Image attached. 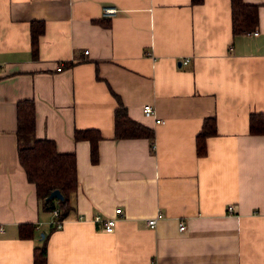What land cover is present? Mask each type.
<instances>
[{
  "label": "crops",
  "instance_id": "0c3cea01",
  "mask_svg": "<svg viewBox=\"0 0 264 264\" xmlns=\"http://www.w3.org/2000/svg\"><path fill=\"white\" fill-rule=\"evenodd\" d=\"M242 1L257 24L234 33L231 0H0V264H33L42 245L45 264H264V133L249 130L264 113V0ZM116 95L151 138L114 137ZM25 99L35 138L75 154L60 228L18 158ZM75 129L100 133L97 162ZM117 207L103 231L93 216Z\"/></svg>",
  "mask_w": 264,
  "mask_h": 264
},
{
  "label": "trees",
  "instance_id": "16d2710c",
  "mask_svg": "<svg viewBox=\"0 0 264 264\" xmlns=\"http://www.w3.org/2000/svg\"><path fill=\"white\" fill-rule=\"evenodd\" d=\"M232 30L245 32L254 29L257 24V6L246 4L242 0H231ZM43 22L31 23V45L34 55L37 51V38L43 31ZM117 106L114 109V137H147L153 136L152 130L142 123L131 119L126 107L116 95ZM17 153L27 179L35 184L38 199L45 210L58 206L59 217L65 218L71 209L70 193L77 189L74 152H58L54 141L48 138H35L34 135V103L30 99L21 100L16 109ZM249 130L251 133H264V113H250ZM201 131L196 138L197 153L203 154L204 135ZM75 139H87L90 143V160H98L97 144L101 139L96 129H75ZM58 189L62 199L47 198L50 191ZM46 248L42 245L34 249L33 264H45Z\"/></svg>",
  "mask_w": 264,
  "mask_h": 264
},
{
  "label": "built area",
  "instance_id": "2783aa9c",
  "mask_svg": "<svg viewBox=\"0 0 264 264\" xmlns=\"http://www.w3.org/2000/svg\"><path fill=\"white\" fill-rule=\"evenodd\" d=\"M116 10L117 9L114 6H105L103 8V12L106 14H113L116 12ZM253 33L256 34L257 30H254ZM187 61H188V58H184L183 62L185 63ZM61 68H62V65H59L57 67L58 70H60ZM142 109H143V114L145 116H154L153 107L150 104H148V103L144 104ZM155 121L156 122H162L161 119L156 118V117H155ZM227 208H228V210H234L235 209L234 205H232V204H229L227 206ZM51 213L53 214V218L51 219V225L55 228H60L63 224V219H61L59 217V209L54 208L51 210ZM121 214H122L121 208L117 207V208H115V215L107 216V217L103 218L99 214H96L93 216V220L95 222H99L101 224V229L103 231L111 232L114 229L116 217L118 215H121ZM157 219H158L157 215L152 216V217H148L146 219V223L148 224V226L154 227L157 223ZM178 229L180 231L184 230V224L182 221H178ZM0 231H1V227H0Z\"/></svg>",
  "mask_w": 264,
  "mask_h": 264
},
{
  "label": "water",
  "instance_id": "95a60500",
  "mask_svg": "<svg viewBox=\"0 0 264 264\" xmlns=\"http://www.w3.org/2000/svg\"><path fill=\"white\" fill-rule=\"evenodd\" d=\"M47 198L62 199V194L60 193V191L58 189H54V190L50 191Z\"/></svg>",
  "mask_w": 264,
  "mask_h": 264
}]
</instances>
